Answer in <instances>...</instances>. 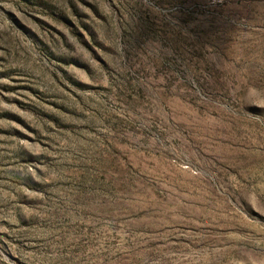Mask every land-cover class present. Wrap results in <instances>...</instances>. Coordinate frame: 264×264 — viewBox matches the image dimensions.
I'll return each instance as SVG.
<instances>
[{"label": "rangeland", "instance_id": "obj_1", "mask_svg": "<svg viewBox=\"0 0 264 264\" xmlns=\"http://www.w3.org/2000/svg\"><path fill=\"white\" fill-rule=\"evenodd\" d=\"M0 264H264V0H0Z\"/></svg>", "mask_w": 264, "mask_h": 264}]
</instances>
